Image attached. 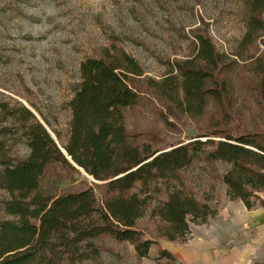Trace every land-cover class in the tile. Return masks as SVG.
Instances as JSON below:
<instances>
[{
    "label": "trees",
    "instance_id": "obj_1",
    "mask_svg": "<svg viewBox=\"0 0 264 264\" xmlns=\"http://www.w3.org/2000/svg\"><path fill=\"white\" fill-rule=\"evenodd\" d=\"M244 3L247 31L239 50L264 30V0ZM193 41L192 56L149 85L168 103L199 117L210 100L220 106L230 101L231 69L207 36L194 35ZM259 68L264 101V65ZM78 74L67 103L69 137L61 147L29 108L0 103V264L82 263L100 257L103 248L96 242L106 237L131 245L139 260L148 258L158 239L186 243L191 225H205L217 213L209 204L213 194L200 195L186 184L183 171L197 158L229 166L218 177L229 201L242 202L248 210L263 205L264 133H213L204 141L200 138L206 136H200L152 147L132 139L125 126L124 112L140 103L132 78L141 72L132 57L124 52L86 57ZM52 133L61 138L58 131ZM16 142L29 151L27 156L13 152ZM79 170L101 184L62 192L60 186ZM93 186L102 189L101 197ZM146 216L153 223L147 238L137 224ZM157 253L154 264H179L168 250Z\"/></svg>",
    "mask_w": 264,
    "mask_h": 264
},
{
    "label": "rangeland",
    "instance_id": "obj_2",
    "mask_svg": "<svg viewBox=\"0 0 264 264\" xmlns=\"http://www.w3.org/2000/svg\"><path fill=\"white\" fill-rule=\"evenodd\" d=\"M244 2L0 0V103L29 108L61 147L69 137L67 103L79 80L80 63L86 57L124 52L141 72L132 78L140 103L124 112L126 130L132 139L164 149L200 136H206L200 138L204 141L213 133H264V101L258 86L259 67L264 65V30L251 46L239 50L247 31ZM260 19L264 23V13ZM194 35L211 39L215 51L225 55L231 69L227 80L230 101L223 105V100L220 106L210 100L199 117L182 111L181 104L176 108L168 103L149 85L170 76L172 67L192 56ZM234 53L241 58L232 56ZM53 130L59 132L60 139ZM17 142L13 152L27 156L29 151ZM228 168L227 164L213 166L197 158L183 175L194 192L211 198L213 194L209 204L218 211L226 201L225 187L218 177ZM92 184L101 183L79 170L60 189L73 192ZM93 189L101 197L102 189ZM137 224L147 238L153 229L148 216ZM165 242L158 239V246H152L148 258L139 260L131 245L106 237L96 242L103 248L99 258L76 264H154L157 250L163 249Z\"/></svg>",
    "mask_w": 264,
    "mask_h": 264
},
{
    "label": "crops",
    "instance_id": "obj_3",
    "mask_svg": "<svg viewBox=\"0 0 264 264\" xmlns=\"http://www.w3.org/2000/svg\"><path fill=\"white\" fill-rule=\"evenodd\" d=\"M260 198L263 205L252 210L226 198L208 224L190 230L187 243L165 242L163 249L179 264H264V193Z\"/></svg>",
    "mask_w": 264,
    "mask_h": 264
},
{
    "label": "water",
    "instance_id": "obj_4",
    "mask_svg": "<svg viewBox=\"0 0 264 264\" xmlns=\"http://www.w3.org/2000/svg\"><path fill=\"white\" fill-rule=\"evenodd\" d=\"M60 150L64 153V155L66 156V151L65 150H63L62 148H60ZM69 159V161H70V158H68Z\"/></svg>",
    "mask_w": 264,
    "mask_h": 264
}]
</instances>
